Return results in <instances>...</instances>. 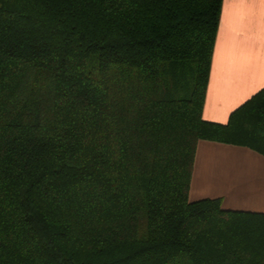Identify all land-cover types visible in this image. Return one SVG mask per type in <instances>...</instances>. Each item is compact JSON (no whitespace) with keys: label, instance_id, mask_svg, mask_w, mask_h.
Returning <instances> with one entry per match:
<instances>
[{"label":"trees","instance_id":"16d2710c","mask_svg":"<svg viewBox=\"0 0 264 264\" xmlns=\"http://www.w3.org/2000/svg\"><path fill=\"white\" fill-rule=\"evenodd\" d=\"M223 0H0V264H264V213L189 199L200 140L264 155V89L203 116Z\"/></svg>","mask_w":264,"mask_h":264},{"label":"crops","instance_id":"0c3cea01","mask_svg":"<svg viewBox=\"0 0 264 264\" xmlns=\"http://www.w3.org/2000/svg\"><path fill=\"white\" fill-rule=\"evenodd\" d=\"M203 116L226 124L264 89V0H223ZM189 199L221 198L228 210L264 213V155L200 140Z\"/></svg>","mask_w":264,"mask_h":264}]
</instances>
